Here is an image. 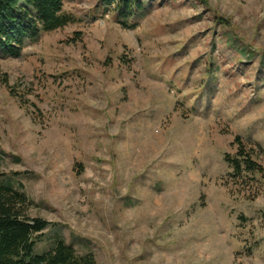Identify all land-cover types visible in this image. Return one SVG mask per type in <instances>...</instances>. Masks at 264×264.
Instances as JSON below:
<instances>
[{"label":"rangeland","instance_id":"374dc122","mask_svg":"<svg viewBox=\"0 0 264 264\" xmlns=\"http://www.w3.org/2000/svg\"><path fill=\"white\" fill-rule=\"evenodd\" d=\"M143 2L130 28L63 0L72 23L0 58V184L48 222L38 254L264 264V0Z\"/></svg>","mask_w":264,"mask_h":264},{"label":"trees","instance_id":"16d2710c","mask_svg":"<svg viewBox=\"0 0 264 264\" xmlns=\"http://www.w3.org/2000/svg\"><path fill=\"white\" fill-rule=\"evenodd\" d=\"M100 4L121 27L134 28L128 23L145 11L143 0H100ZM72 22L63 11V0H0V58L17 59L28 42ZM235 145L238 159L225 157L233 173L260 172L243 153L240 138ZM31 206L20 189L0 184V264H97L92 254L79 255L63 241H56L48 252L36 253V243L49 224L30 218Z\"/></svg>","mask_w":264,"mask_h":264}]
</instances>
